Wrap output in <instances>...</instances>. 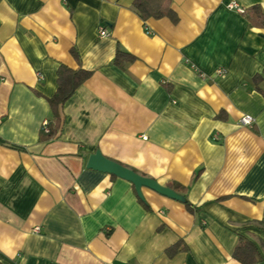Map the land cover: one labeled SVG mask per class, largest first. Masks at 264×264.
Segmentation results:
<instances>
[{"label":"crops","instance_id":"1","mask_svg":"<svg viewBox=\"0 0 264 264\" xmlns=\"http://www.w3.org/2000/svg\"><path fill=\"white\" fill-rule=\"evenodd\" d=\"M133 1L0 0V264H242L239 237L264 264V28L228 8L264 0H171L176 22ZM60 65L91 74L41 141ZM96 150L200 211L141 203L86 167Z\"/></svg>","mask_w":264,"mask_h":264},{"label":"trees","instance_id":"2","mask_svg":"<svg viewBox=\"0 0 264 264\" xmlns=\"http://www.w3.org/2000/svg\"><path fill=\"white\" fill-rule=\"evenodd\" d=\"M132 7L143 20L148 18H168L171 22L177 21V16L171 8V0H134ZM243 13L245 14V17L251 27L264 28V12L261 11L259 5H253ZM71 54L77 61H79L77 53L74 49L71 50ZM133 60L134 57L132 55L120 50L119 48L116 49L113 59L115 64L123 65L127 62H132ZM90 74V71L82 69L81 67H78L77 69H71L64 65H60L58 67L56 91L47 99L50 108V121L48 122L47 127L48 131L44 132L41 130L39 135V139L41 141L51 140L57 136L61 125V107L72 96L74 91L87 78H89ZM253 81L257 90L264 94V91L258 87V78L254 77ZM131 170L136 172L134 169ZM167 187L181 195L182 200L180 202L183 203L187 212L194 215L200 211L199 206H194L187 200L184 194L185 187L175 185L173 183H168ZM139 201L144 204L142 200L139 199ZM170 251H174V248ZM233 257L242 264H251L258 259V251L254 244L243 237H239L238 244L233 251Z\"/></svg>","mask_w":264,"mask_h":264},{"label":"water","instance_id":"3","mask_svg":"<svg viewBox=\"0 0 264 264\" xmlns=\"http://www.w3.org/2000/svg\"><path fill=\"white\" fill-rule=\"evenodd\" d=\"M86 167L95 171L107 173L117 178L128 181L133 185L135 193L140 200H143L142 188H147L163 197L181 201L182 197L171 188L161 185L155 179L146 177L134 172L128 167L121 165L111 159L104 157L99 151L90 154L86 161Z\"/></svg>","mask_w":264,"mask_h":264},{"label":"built area","instance_id":"4","mask_svg":"<svg viewBox=\"0 0 264 264\" xmlns=\"http://www.w3.org/2000/svg\"><path fill=\"white\" fill-rule=\"evenodd\" d=\"M228 8L232 9V10H235V11H237L239 13H243L244 12V9L239 7L236 3H229L228 4ZM98 35L101 36V37H104V36H107L108 34H107L105 28L99 27L98 28ZM223 74H224V71L222 69L216 70V75H220L221 76ZM37 78L42 79V76L40 74H37ZM238 123L240 125H244V126H249L250 127L252 125V123H253V119L250 116L245 115V116H242L239 119ZM47 127H48V121L45 120V121H43V123L41 125V130L44 131V132H47L48 131Z\"/></svg>","mask_w":264,"mask_h":264}]
</instances>
